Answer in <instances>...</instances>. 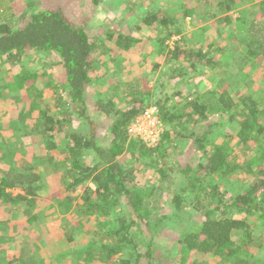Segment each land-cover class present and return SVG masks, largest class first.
<instances>
[{"label": "trees", "instance_id": "trees-1", "mask_svg": "<svg viewBox=\"0 0 264 264\" xmlns=\"http://www.w3.org/2000/svg\"><path fill=\"white\" fill-rule=\"evenodd\" d=\"M45 1L48 8L24 11L17 25H14L10 18L0 21V59L4 58L6 65L21 59V56L24 57L29 51L52 53L57 58V66L64 71L63 83L53 85L52 89L49 83L46 86L41 84L37 74H28L29 83L26 78H21L11 84L9 76L3 82L7 81L5 88L8 91L14 90L16 84L21 87L20 98L14 99L16 103L20 101L23 104L17 114L20 115V123L24 124L25 120L31 117L33 109H38L34 124L30 128L31 132L33 130L31 136L35 135L36 140L40 139V145L45 148H59L63 154V161L69 164L71 175L68 177L71 181L66 184L64 190L71 194L77 187L89 181V188L81 201L87 212L97 215V227L87 233L95 245L75 252V257L81 262L89 263L102 262L105 258L107 264H168L169 255L160 249L156 233L161 231V225L168 229L171 224H175L178 246L175 251L182 252L179 259L185 260L187 254L193 252L219 257L222 263L264 264V256L253 255L248 249L253 240L246 219L258 216L260 224L264 226V125H261L260 121V116H264V91L262 97L254 96V93L244 94L234 103L225 90L220 94L215 90H204L200 97L184 103L183 112L169 105L170 95H165L163 90L159 92V89L165 88L166 82L147 87L141 85L137 79L131 78L124 83L123 89L129 94L117 96V100H113L109 95L93 94L90 85L93 81L94 61L101 60L105 51L98 50V38H91L93 36H90V31L85 27L88 18L84 16L78 21L69 22L59 7L51 5L53 1L58 0ZM93 1L96 3V0ZM206 1L203 0L205 4ZM233 1L235 0L216 2V7L227 12L222 19L227 24L239 20V17L234 15L237 6ZM255 6L261 28L255 30V25L247 27V36L245 40H241L245 47L243 53L214 47L216 49L211 54L213 46L210 44L196 51H189L181 48L178 41L169 47L166 41L173 33L180 32L177 28L175 32H168L164 38L159 39L156 35L152 38V49L145 54V59L153 54H156L157 58L152 61L153 65L147 66L153 72L158 68L162 57L164 61L178 64L183 57L182 66H188L194 72V75L189 76L191 78L196 75L200 66L214 69L218 64L232 60L235 54L239 57L235 60L240 65L238 68L241 72L245 71L244 67L250 62L264 61V0H260ZM183 7L182 17H159L154 13L146 14L137 21L157 34L161 28L169 29L171 25L182 24L179 20L183 21L189 11L196 10L187 9L185 5ZM115 31L107 32L106 37L111 39ZM113 41L123 52L129 51L137 42L120 30ZM103 45L101 48L105 49ZM218 54L220 60L215 61ZM228 65L236 69L232 64ZM178 71V77H183L181 70ZM231 75L228 74L227 78H236V73ZM227 78H221L218 86L222 87V82L228 81ZM46 89L51 92L48 95L46 93L48 99L42 103ZM159 93L163 95L158 96ZM173 95L180 97L178 91ZM38 102L43 106L37 104ZM50 104L57 114L56 118L46 112L45 107L48 108ZM150 106L158 109L164 125L160 141L154 147H147L139 137L127 134L130 124ZM236 108H240L239 139L242 144L255 151V157L249 160L250 163L238 161L224 143L212 145L211 150H206L205 147L216 127L232 122L231 113ZM185 110L189 111L185 113ZM225 115L227 120L223 122ZM191 117H198L206 123L201 132L196 133L193 130L187 133ZM214 119L220 121L215 122ZM178 139L182 141L178 142V145L183 144L180 152L187 151L189 154L185 164L176 169L167 165L159 166L155 170L159 177L156 186L139 188L132 184L130 174L119 162L123 153L129 152L138 160L150 158L151 162L157 161L162 158L156 155L168 156V145ZM36 140H33L31 149L38 147ZM59 143L63 146H59ZM197 151L202 152V155L193 159ZM84 156L91 157V163L86 167L81 165ZM33 158L36 157H29L27 162H20L16 170L7 172L9 181L3 178L0 180V201L10 204L35 203L36 192L43 186L48 188V180L40 182L42 177L32 171ZM236 172L242 173L249 183L236 192L221 190L215 178L224 179ZM172 179L180 181L179 184L174 183V188L169 184ZM10 183L12 186L21 187L24 194L14 197L7 193L5 187ZM163 190L171 193V209L151 223L146 217L154 209L157 192ZM56 192L53 191L51 197L58 196ZM186 206L190 213L184 210ZM119 210L122 214L113 217V213H118ZM214 214L219 216L215 217ZM235 231L239 232L238 241L232 240ZM23 244L20 258L25 260L27 258L24 252L29 243ZM256 249L264 253V244L259 243Z\"/></svg>", "mask_w": 264, "mask_h": 264}, {"label": "rangeland", "instance_id": "rangeland-1", "mask_svg": "<svg viewBox=\"0 0 264 264\" xmlns=\"http://www.w3.org/2000/svg\"><path fill=\"white\" fill-rule=\"evenodd\" d=\"M189 1L96 0V3H94L93 0H58V2L53 1L51 5L57 8L59 7L69 22L78 21V19H82L84 16L87 17L88 20L85 27L90 31V36H93L91 38H98V50L105 51L101 60L96 59L94 61V68L92 69L93 81L90 85V90L93 94L96 93L99 96L109 95L113 100H117L119 99L117 96L123 97L129 94L123 90L125 89L124 83L131 78H135L140 81L141 85L147 87H154L156 83L166 82L165 88L159 89V92L163 90V93H166L165 95H170L169 105L175 106L177 110L183 109L184 103L187 102L186 98L192 92H200L202 94L204 90L207 92L215 90L218 94L222 90H225L229 93L234 103H237L240 96L244 94L254 93V96L262 97V91H264V61L250 62L244 67L245 71L241 72L238 68L240 65L235 60L236 57L239 58L237 54L233 55L234 58H231L232 60L224 61L220 65L218 64L214 69L203 65L200 67L201 71L196 72L197 74L191 78L189 76L192 75V69L188 66H182L183 61L181 60L183 57L179 61L180 64L172 61L169 62V60L164 61L162 57L158 68L151 72L150 67L147 65H153L152 61L157 58V55L147 56L149 58L146 60L145 54L151 51V40L155 35L161 39L168 32H175L179 28L180 32L178 34L173 33V36L166 41L167 46L172 47L178 41L179 46L185 48L184 50L196 51L200 47H205L207 44H210L213 46L210 52L211 54L216 49L214 47L236 50L239 54V52L243 53L245 51L241 40L247 36V27L249 28L250 25H255V30L261 28L255 6L260 0L233 1L237 6L236 10L239 14V20L231 21L229 24L222 21L225 15H227V12L223 11L224 9L222 10L216 7L217 0H207L206 4L203 0ZM183 5L187 9L196 8V10L193 12L189 11L183 21L179 20V23L182 22V24L171 25L169 29L161 28L157 34L151 32L142 22L138 23L137 21L146 14L154 13L159 17L169 15L182 17L181 9H184ZM48 7L45 0H0V21L10 18L11 22L17 25L21 21V13L24 11H32L36 8L45 9ZM219 20L221 21L219 22ZM111 30L116 31L113 37L108 39L106 37L107 32ZM118 30L125 35L133 37L137 41L127 52H123L114 44L113 40L116 38ZM102 45L105 46V49L101 48ZM22 57L23 55L16 62L11 64L7 63L6 65L4 58L0 59V180L3 178L9 181L10 178L7 176V172L16 170L20 162H27L29 157L35 156L36 158L31 160L32 171L42 177L40 178V182L46 179L48 180V188H44L43 186L36 192V200H39L40 203L35 202L36 207L32 209V211H35V214H0V224L3 226L1 227L0 225V231L3 233L0 234V244H4L7 247V252L8 248L10 251L15 252V247L12 245L14 243L10 242L13 233L11 228H7L27 221L29 223L26 225L27 232L40 251L39 262H42V264H73V262L79 264L78 262L81 261L75 257V252L81 251V249L87 248V246L95 245L94 240L89 238L87 233L88 230H92L98 224L97 215L92 212H87L81 201L85 196L86 189L89 188V181L77 187L71 194L64 190L66 184L71 181L68 178L71 175L68 168L69 164L63 161V154H61L59 148L53 150L45 148L44 145H40V139L36 140L35 135L31 136L33 130L31 132L30 128L34 124L38 109L34 108L31 117L26 119L24 124L20 123L18 118L20 115L18 116L17 114L23 108V104L20 101L16 103L14 99L20 98L21 87L16 84L17 86L14 85V90L8 91L5 88L7 81L3 82L9 76L12 81L11 84L21 80V78H26L29 83L28 74H37L39 75L38 80L42 82L41 84L46 86L49 83V87L52 89L53 85L63 83L65 74L57 66V58L52 53L29 51ZM219 60L220 57L218 54L215 56V61ZM229 63L237 71H235L236 69H232L228 65ZM176 68L181 70L180 72L183 73V77H178L179 71H175ZM232 73H236V78L231 79L230 77L228 79V74L231 75ZM221 78H227L228 81H223L222 87H219L218 82ZM186 79L188 80L187 82H185ZM176 91L180 94L179 98L173 95ZM50 92V89L45 90V97H43L42 103L48 99L46 93L48 95ZM160 94L163 95L159 93L158 96H161ZM49 100L51 99L49 98ZM42 103L38 102L37 104ZM52 107L51 104L48 105V108L46 106V112L56 118L57 114ZM239 111L240 108H236L231 113L233 117L232 122L229 124L223 123L224 126L221 124V126L214 129L212 137L205 144V147L206 150H211L212 145L224 143L232 155L237 157L238 161H248L250 163L249 160L255 157V151L250 150L248 145L242 144L239 139L238 132L241 122ZM227 116L225 115L223 117V122H226ZM194 119L197 121L193 122V119H189L187 133L193 130H196V133L201 132L206 124L202 119H198V117ZM214 121L217 122L220 119H214ZM260 121L261 125H264V116H260ZM34 139L38 147L31 149L30 147ZM178 142L182 141L175 140L174 143L168 145L167 149L170 152L168 156L164 157L157 154L156 156L162 158L157 161L151 162L150 158L138 160L131 153L125 152L119 157V162L124 167V170L130 174L129 178L132 179V184L135 186L139 188L156 186L159 177L155 170L159 166L163 167V165H167L168 167L176 169L179 165L185 164L187 158H189L187 151L185 153L180 152L183 144L178 145ZM58 145L63 146L61 143ZM39 147L41 149H38ZM31 150L33 151L32 154L30 153ZM201 155L202 152L197 151L193 159H197ZM90 163V156H84L81 159V165L83 167L88 166ZM251 168L253 167L251 166ZM216 178L215 181H217L221 190L223 189L227 192H236L249 183V180L242 173L238 172L224 179L219 177L216 180ZM174 183L179 184L180 181L172 179L169 183L171 184V188L175 187ZM165 190L157 192V202L154 205V209L146 217L151 223L161 214H166L171 209V193ZM53 191H57L58 196L51 197ZM10 192L15 195L18 194L16 190H10ZM94 197H92L93 200ZM51 205L54 207L51 208ZM42 206L50 209L49 214H46ZM6 207V210H15L11 206ZM184 210L188 211L187 206ZM121 214V210H119L118 213H113V217H118ZM214 216H219V214H214ZM246 219L251 229L253 240V243L248 249L253 255H258L259 257L264 256L263 251L256 249L259 243L264 244V226L260 224L258 216L248 217ZM13 222H16V224ZM169 228L170 230H168ZM169 228L165 229V226L161 225V231L158 230V233H156V240L160 249L169 255L168 264H229L222 263L221 258L211 254L201 255L193 252L189 255L187 254V259H179L182 252L181 250H178V252L175 251L178 248L176 244V225L171 224ZM234 233L232 240L238 241L239 232L235 231ZM3 235L4 238H2ZM6 242L8 243L7 245ZM61 242L64 244H60ZM0 259L4 260V256L1 253ZM5 260H7V256ZM86 264L96 263L86 262Z\"/></svg>", "mask_w": 264, "mask_h": 264}, {"label": "crops", "instance_id": "crops-1", "mask_svg": "<svg viewBox=\"0 0 264 264\" xmlns=\"http://www.w3.org/2000/svg\"><path fill=\"white\" fill-rule=\"evenodd\" d=\"M234 15L238 16L239 15L238 11L235 12ZM200 67H202V66H200ZM200 69L201 68H199V71H201ZM191 72H192V74L194 73L192 70H191ZM195 74H197V73H195ZM187 81L188 80L186 79L185 82H187ZM198 97H200V92L199 93L198 92L197 93L192 92L189 95V97L186 98V99H187V102H190V101H193L192 99L195 100ZM189 110H185L184 112L186 113ZM180 112H183V109ZM194 118L195 117H191L190 119H193V122L194 121L196 122L197 120H195ZM194 132H196V130H194ZM10 190L11 191L12 190H16V192L18 194L15 195L14 193L10 192ZM5 191L7 193L11 194L14 197H16L17 195L24 194V191H23V189H21V187L12 186L11 183H10L9 186L5 187ZM35 202H39L40 203L39 200H35ZM6 206H11L15 210H11V211L6 210L7 209ZM34 207H36L35 203L18 202L16 204H10L8 202L1 201L0 202V214H35V211H32V209H34ZM50 207L52 208L54 206L51 205ZM42 208L45 209L46 214H49L50 209H48V207H45V206L43 207L42 206ZM3 210H5V211H3ZM37 214H39V213H37ZM13 223L16 224V222H13ZM30 223H31V221H30ZM28 224L29 223H27V221H24V223L18 224L17 226H12V227H8L7 228V229L11 228V230H12L13 236H12V240H10V242L14 243L12 245L15 247V252L10 251L9 248H8V252H7V250H6L7 247L4 244H0V253L4 256V260H5V257L7 256V260H5V261L0 259V264H42V262H39V259H40V254L39 253H40V251L37 249V247L35 246L34 243L32 244V242L34 240H32V238L29 236L30 234L27 232L26 225H28ZM1 227H3V226L1 225ZM0 234H3V233L0 231ZM42 236H43V234H42ZM2 238H4V235H3ZM24 242H28L29 243L28 246H27V250H25V252H24L25 257L27 258L25 260L20 258L21 254H22V247L24 245L23 244ZM7 244L8 243L6 242V245ZM60 244H64V243L61 242ZM56 245H57V243H56ZM59 247H60V245H59ZM29 257H30V259H29ZM78 263L79 264H86V262H78ZM73 264H75V263L73 262ZM96 264H107V261L104 258V261L98 262Z\"/></svg>", "mask_w": 264, "mask_h": 264}, {"label": "built area", "instance_id": "built-area-1", "mask_svg": "<svg viewBox=\"0 0 264 264\" xmlns=\"http://www.w3.org/2000/svg\"><path fill=\"white\" fill-rule=\"evenodd\" d=\"M164 125L155 106H150L127 128L129 136L139 137L147 147L158 144Z\"/></svg>", "mask_w": 264, "mask_h": 264}]
</instances>
